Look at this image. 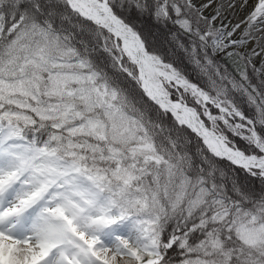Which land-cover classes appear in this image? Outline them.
<instances>
[{
    "label": "snow or ice",
    "instance_id": "6c2138e0",
    "mask_svg": "<svg viewBox=\"0 0 264 264\" xmlns=\"http://www.w3.org/2000/svg\"><path fill=\"white\" fill-rule=\"evenodd\" d=\"M0 264H264V0H0Z\"/></svg>",
    "mask_w": 264,
    "mask_h": 264
}]
</instances>
